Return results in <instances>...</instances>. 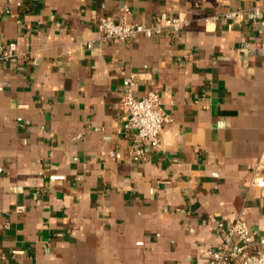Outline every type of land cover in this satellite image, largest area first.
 I'll return each instance as SVG.
<instances>
[{
  "label": "crops",
  "instance_id": "0c3cea01",
  "mask_svg": "<svg viewBox=\"0 0 264 264\" xmlns=\"http://www.w3.org/2000/svg\"><path fill=\"white\" fill-rule=\"evenodd\" d=\"M263 3L0 0V41L24 53L0 63V264H209L239 216L263 250ZM126 7L191 22L102 40L99 19ZM238 8L240 23L201 19ZM129 71L172 117L144 157L124 127Z\"/></svg>",
  "mask_w": 264,
  "mask_h": 264
},
{
  "label": "built area",
  "instance_id": "2783aa9c",
  "mask_svg": "<svg viewBox=\"0 0 264 264\" xmlns=\"http://www.w3.org/2000/svg\"><path fill=\"white\" fill-rule=\"evenodd\" d=\"M255 18L263 17L264 3L253 7ZM243 8L228 10L223 13L202 16L209 24L220 18L231 24L240 23L245 12ZM130 8L126 7L118 18L106 16L99 19V29L104 41H132L141 36L152 38L168 31L180 32L191 19L183 13L177 15L159 14L150 22L132 21L128 18ZM90 43L87 42V46ZM71 50H69V53ZM15 40L0 41V63H6L13 57L22 56ZM139 73L129 71L125 74L126 87L121 96V103L127 108L123 117L124 127L135 129L131 152L139 157L145 156L146 145L161 146V133L164 126L172 122V117L165 111L161 95L156 90H148L143 96H136L134 89L139 82ZM252 185L264 187V178L255 177ZM249 226L241 216L221 230L222 240L213 250L209 264H264V249L252 250L248 242ZM17 253L18 251H13Z\"/></svg>",
  "mask_w": 264,
  "mask_h": 264
}]
</instances>
